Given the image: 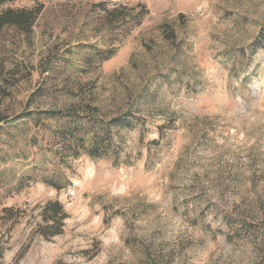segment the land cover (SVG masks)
Returning a JSON list of instances; mask_svg holds the SVG:
<instances>
[{
    "label": "rangeland",
    "instance_id": "1",
    "mask_svg": "<svg viewBox=\"0 0 264 264\" xmlns=\"http://www.w3.org/2000/svg\"><path fill=\"white\" fill-rule=\"evenodd\" d=\"M102 2L150 13L100 64L92 47L114 40ZM43 3L28 37L1 36V112L92 104L131 115L133 129L119 133L118 162H73L62 192L17 191L21 166L2 175L0 264H264V0ZM48 200L67 213L49 241L38 230ZM234 220L247 223L241 239Z\"/></svg>",
    "mask_w": 264,
    "mask_h": 264
},
{
    "label": "trees",
    "instance_id": "2",
    "mask_svg": "<svg viewBox=\"0 0 264 264\" xmlns=\"http://www.w3.org/2000/svg\"><path fill=\"white\" fill-rule=\"evenodd\" d=\"M17 1L20 0H0V40L6 32L13 30L28 37L34 23L44 11L43 2L47 0H28L35 4L32 8H11ZM93 6L105 12L109 33L114 38L107 49L92 47L99 63L103 64L117 54L115 46L140 28L150 12L148 7L141 4L132 7L119 5L112 10L106 8L104 2ZM166 26L162 27L164 34L168 39L175 40L173 29ZM257 42L256 48L263 46L264 31ZM2 45L0 49H10L5 42ZM89 59L91 56L84 61L88 62ZM2 62L0 53V70L3 69ZM129 116L131 117L114 111L102 112L92 104L60 110H30L15 115H8L0 110V179L5 172L21 166L20 173L13 180L17 191L32 182H41L47 188L62 192L72 185L69 170L77 159L86 157L97 161L115 158V163L118 162L119 133L123 129H133ZM24 126L30 134H20L25 132ZM5 213L9 214V221L18 217V212L16 214L12 209H6ZM66 218L64 205L56 200H48L40 209L39 235L47 241L59 236L63 232ZM232 223L237 226L234 230L235 238L241 239L246 233V221L234 220ZM260 233L261 243L264 244V232ZM261 248L264 250V245Z\"/></svg>",
    "mask_w": 264,
    "mask_h": 264
}]
</instances>
